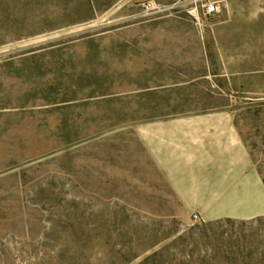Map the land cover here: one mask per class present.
I'll return each instance as SVG.
<instances>
[{
  "label": "rangeland",
  "instance_id": "1",
  "mask_svg": "<svg viewBox=\"0 0 264 264\" xmlns=\"http://www.w3.org/2000/svg\"><path fill=\"white\" fill-rule=\"evenodd\" d=\"M0 3V264L50 260L45 233L75 204L100 236L78 264H109L115 214L122 223H161L157 249L180 237L178 254L253 252L245 264H264V215L230 216L241 212L244 197L262 199L264 187L183 184L181 152L173 149L183 141L180 131L194 125L185 120H231L250 144L264 186V73L232 90L236 80L192 83L186 70L199 39L242 36L264 72V0ZM210 3L219 9L208 16ZM14 30L26 35L11 40ZM161 40L188 41V58H174L170 72L147 69L156 56L163 59L156 53ZM209 223L219 224L203 230Z\"/></svg>",
  "mask_w": 264,
  "mask_h": 264
},
{
  "label": "crops",
  "instance_id": "2",
  "mask_svg": "<svg viewBox=\"0 0 264 264\" xmlns=\"http://www.w3.org/2000/svg\"><path fill=\"white\" fill-rule=\"evenodd\" d=\"M260 11L264 9L261 8ZM221 24L220 27L223 26ZM161 41L162 45H158L161 50L157 49L156 53L158 55L162 52L163 59L156 56V61L151 62L152 64L147 69L170 72L173 69L171 64L175 62L174 58H188L189 54L184 45L188 41L184 43L182 41L180 44H177L175 40ZM198 43L200 52L192 54L188 59L191 65L186 68L193 72L190 76L193 78L192 83L200 79L236 80L235 88L230 89L244 90L248 88L245 86V79L259 78L260 74L264 73L260 69L257 57L259 52L244 49L245 41L242 36L236 39L223 37L199 39ZM151 65L155 66L151 67ZM172 86L176 85L165 87ZM223 88L220 85L212 86L213 90H223ZM250 89L253 90V88ZM185 121L194 123V125H189L187 129L180 131L183 141L173 147L181 152L177 157L180 165L179 174L185 178L182 180L183 184H195L196 189L198 187L203 189L198 186L199 184H209L206 189L212 191L250 192L264 187L254 164L251 146L245 140L242 131L237 129L231 120L225 122L218 119ZM182 188L188 189L189 187L183 186ZM241 205L243 206L241 212L236 215L232 214L231 217L250 220L264 215V195L262 199L246 196ZM253 206L257 208L252 210Z\"/></svg>",
  "mask_w": 264,
  "mask_h": 264
},
{
  "label": "trees",
  "instance_id": "3",
  "mask_svg": "<svg viewBox=\"0 0 264 264\" xmlns=\"http://www.w3.org/2000/svg\"><path fill=\"white\" fill-rule=\"evenodd\" d=\"M1 31L3 30L0 29ZM7 32L5 30V33ZM10 33L14 36L11 37V40L26 35L18 34L15 30ZM79 209V206L73 205L72 209L64 216V219L56 221L55 226H52L50 234L45 233L47 239L51 238V240L42 247L54 256L50 260L44 259L37 264H78L86 256L87 251L96 244L100 236L92 232L90 218H83L85 221L80 220ZM119 218L120 215L115 214L112 226L114 237L111 239L108 253L109 264H214L216 261L219 262L218 264L223 262H226V264H245L246 261L255 258L253 252L245 253L244 251H230V255H227L226 252L221 250V254H207L206 258H199L195 256L197 253L187 249L179 251L178 254L175 253L173 246L178 240H182L180 237L175 239L171 245L157 249L156 246L161 243V238L163 239L165 235L159 232L161 223L152 222L151 225H147L141 222L133 224V221L122 220L124 225L127 224L124 231L120 228L123 223ZM225 222L232 223L231 220H225ZM174 224V221L170 223L171 226ZM218 224L209 223L203 227V230L215 227ZM240 224L243 225V222ZM119 230L123 233L117 234ZM192 235L189 232L185 239L192 237ZM185 239L183 238V240ZM260 263H264V258L260 260Z\"/></svg>",
  "mask_w": 264,
  "mask_h": 264
},
{
  "label": "built area",
  "instance_id": "4",
  "mask_svg": "<svg viewBox=\"0 0 264 264\" xmlns=\"http://www.w3.org/2000/svg\"><path fill=\"white\" fill-rule=\"evenodd\" d=\"M218 9L219 8L216 4H213V3L207 4L206 15H208V16L214 15L215 13H217ZM195 217H197V216H195Z\"/></svg>",
  "mask_w": 264,
  "mask_h": 264
}]
</instances>
